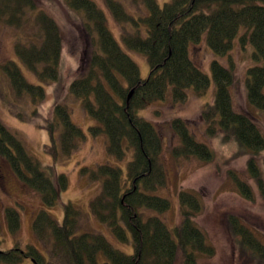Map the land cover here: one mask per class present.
<instances>
[{
  "label": "trees",
  "instance_id": "16d2710c",
  "mask_svg": "<svg viewBox=\"0 0 264 264\" xmlns=\"http://www.w3.org/2000/svg\"><path fill=\"white\" fill-rule=\"evenodd\" d=\"M141 1L144 9L138 15L128 11L119 0H106V3L117 22L133 26V32L123 33V39L129 50L147 57L149 75L146 78L110 31L106 10L96 0H63L64 5L85 17V29L93 48L87 72L81 76L75 74L70 90L100 123L91 129L94 134L106 133L109 153L118 160L125 159L128 149L133 155L127 164L126 178L120 166L108 162L85 169L92 180L101 182L90 209L118 240L131 241L133 253L119 249L100 232H80L81 211L69 201L64 204L63 222L57 221L46 209L37 212L33 229L44 251L35 244L24 248L16 243L10 249L0 250V262L21 264L29 259L32 264H211L209 259L216 250L196 223L202 208L196 194L179 192L182 208L173 231L155 212L149 213L150 210L166 212L172 203L155 193L167 185V173L161 161L163 138L156 125L137 112L164 99L169 86L176 102L187 99L189 88L198 95L205 93L211 78L191 57V45L202 44L204 39L214 53L225 56L240 28L245 26L247 32L241 37L242 44L250 40L255 47L254 57L264 60V0H171L163 5L158 0ZM32 16L41 34L28 41L18 36L16 56L39 80L54 81L59 75L63 50L59 24L36 0H0V25L19 29ZM211 67L216 95L201 110V120L212 132L224 133L239 148L258 154L264 150V135L251 116L233 106L230 91L235 79L233 63L226 67L219 60H213ZM2 68L18 95L31 94L36 103L46 98L45 88L28 80L16 61L9 60ZM246 76L248 100L264 108V63L248 68ZM52 113L51 143L43 149L58 160L71 155L85 134L73 121L67 105L57 102ZM170 125L179 137V144L172 152L175 156L212 158L208 144L197 141L186 120L177 117ZM0 154L22 181L41 194L48 206H54L60 192L69 186L65 173H56L53 167L42 168L21 139L1 120ZM247 168L264 195L263 172L257 158H249ZM235 181L243 193H252L247 182L238 178ZM4 213L10 231L17 234L21 227L20 212L9 206ZM227 223L231 233L238 237L242 256L252 264H264L262 239L233 213Z\"/></svg>",
  "mask_w": 264,
  "mask_h": 264
},
{
  "label": "rangeland",
  "instance_id": "374dc122",
  "mask_svg": "<svg viewBox=\"0 0 264 264\" xmlns=\"http://www.w3.org/2000/svg\"><path fill=\"white\" fill-rule=\"evenodd\" d=\"M107 15L108 26L122 48L127 51L140 67L141 75H149L147 57L136 51L129 50L124 42L123 33L133 32L130 23L120 24L107 8L106 0H96ZM125 8L135 15L142 14L144 4L141 0H119ZM171 0H158L163 5ZM40 8L52 15L59 24L63 50L59 66L58 78L54 81L43 82L31 72L16 56L15 42L18 36L29 40L39 36L41 30L33 22L34 17L27 20L19 29L0 25V120L21 139L26 150L42 168L53 167L56 173H65L69 180L68 188L60 192L54 206L44 203L39 192L29 187L12 171L10 164L0 154V250H7L17 244L26 248L27 244H35L45 250L43 243L36 237L33 221L40 209L49 211L59 222L65 218L64 204L72 201L81 211L79 231L91 230L104 234L115 246L126 253H133L130 242L118 240L110 227L97 219L91 208L92 199L99 193L101 182L91 179L86 168L93 169L102 163L118 165L123 169L124 178L127 175V164L132 159V151L128 149L124 160H118L108 151V136L105 132H92V126H100L82 105V99L70 90V84L76 75H83L88 69V59L92 54L91 37L85 29V17L76 13L63 0H36ZM247 32L242 26L233 40V47L224 55H218L208 47L206 40L202 44L191 45L193 61L211 78V84L204 94L198 95L193 88L187 90L185 101H174L172 86H169L165 98L151 103L137 113L153 122L158 128L164 143L161 161L167 173V185L155 191L158 195L171 201V208L159 213L150 210L149 213L160 216L173 231L181 212L179 192L186 190L200 198L202 208L196 216V223L207 234L208 241L215 247L214 257L209 259L211 264H252L242 256L238 237L231 233L229 223L233 213L248 225L264 242V195L259 189L255 178L247 170L248 159L255 157L263 172L264 179V150L254 154L252 150L244 149L237 143L225 138L221 132H212L209 126L201 120V110L214 100L216 84L212 73V61L219 60L226 67L234 65L235 79L230 87L234 109L248 114L253 118L264 135V108H259L248 100L247 70L264 63L263 59L254 57L255 47L250 40L242 44L241 37ZM195 45V46H194ZM9 60L16 61L28 80L41 84L46 91V98L34 102L31 94L18 95L12 82L2 68ZM76 74V75H75ZM68 106L73 121L79 125L85 138L71 155L55 160L52 154L45 152L44 145L51 143L49 123L54 119L52 107L56 103ZM181 117L189 123V128L197 141L208 144L213 156L209 160L196 156H175L173 149L179 144V137L170 125L172 119ZM247 182L252 193L246 195L241 191L237 180ZM14 206L21 215V227L17 234L10 231L5 215V209ZM250 256V252L246 253ZM0 264H5L0 262ZM21 264H32L25 259Z\"/></svg>",
  "mask_w": 264,
  "mask_h": 264
}]
</instances>
